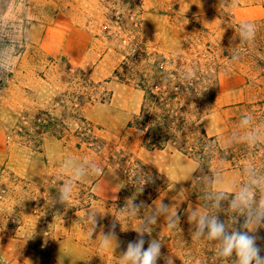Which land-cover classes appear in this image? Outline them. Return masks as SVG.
<instances>
[{
    "label": "rangeland",
    "instance_id": "1",
    "mask_svg": "<svg viewBox=\"0 0 264 264\" xmlns=\"http://www.w3.org/2000/svg\"><path fill=\"white\" fill-rule=\"evenodd\" d=\"M244 22L256 27L247 43L239 36ZM145 51L182 69H205L218 90L204 119L207 133L227 148L256 131L263 145L252 159L264 176V0H0V264H119L160 202L180 220L169 229L167 214L158 213L145 249L155 239L162 243L157 264L166 256L200 264L185 249L194 230L187 217L205 211L188 196L198 163L171 146L145 148L128 127L144 92L115 71L125 57ZM244 116L251 120L242 127ZM91 130L105 141L99 149L82 140ZM119 150L168 183L135 216L124 210V182L109 165ZM88 161L103 174L72 181L74 168ZM245 169L215 175L214 190L237 191L248 180ZM69 182L70 195L60 203ZM89 211L98 219L92 238ZM113 222L117 246L101 247Z\"/></svg>",
    "mask_w": 264,
    "mask_h": 264
},
{
    "label": "trees",
    "instance_id": "2",
    "mask_svg": "<svg viewBox=\"0 0 264 264\" xmlns=\"http://www.w3.org/2000/svg\"><path fill=\"white\" fill-rule=\"evenodd\" d=\"M193 63L198 65V61ZM115 75L122 82L134 85L144 92L141 109L128 125L142 135L143 146L149 150H163L171 146L193 158L199 167L190 187L189 200L199 204L205 212L217 215L229 231L241 228L244 217L232 212L230 197L221 201L219 207L215 206L217 191L214 190L212 181L215 175L224 170H244L248 162L256 173L259 172L255 166L257 163L252 158L257 154V147H261L263 143L258 142L256 146H252L245 141L224 148L216 136H209L204 119L214 110L218 90H213L205 69H182L157 52L145 51L125 57ZM80 79L85 81L82 77ZM256 116L262 114L258 112ZM82 140H86L84 142L95 149L105 143L93 130ZM80 146L81 143L78 144L79 148ZM109 163L124 182L121 192L124 197L122 203L126 204L123 205L124 208L131 202L150 205L168 188L167 180L161 173L124 150L115 151ZM140 213L143 214V211L140 210ZM255 234L261 255L264 256V227L259 228ZM185 242V249L200 264L232 263L231 259L224 260L218 256L217 241L204 238L197 241L187 237Z\"/></svg>",
    "mask_w": 264,
    "mask_h": 264
},
{
    "label": "clouds",
    "instance_id": "3",
    "mask_svg": "<svg viewBox=\"0 0 264 264\" xmlns=\"http://www.w3.org/2000/svg\"><path fill=\"white\" fill-rule=\"evenodd\" d=\"M256 27L254 23L244 22L240 25L239 36L241 42L247 43L254 39ZM188 79H191L189 75ZM251 117L244 116L241 118V126L249 125ZM244 141L254 146L260 142L259 134L253 131L244 136ZM71 162H66L65 169L70 168ZM248 176L246 183H242L239 189L233 193H227L224 190H218L215 196V206L219 207L220 202L230 197L229 206L233 213L244 217L241 228H233L228 230L226 224L221 221L217 215L210 214L205 211H192L187 217L188 221L194 225L192 231L193 240H201L219 242L217 254L224 260H232V264H264V256L261 255V248L257 245L258 237L256 231L264 227V176H258L251 167L245 169ZM103 174V169L96 163L88 161L86 165L75 167L73 171L72 181L81 180L86 175ZM216 181V178H213ZM222 182V181H221ZM72 188V182L62 186L60 195L57 199L60 203H66ZM142 191V188L141 190ZM259 192V195L257 193ZM143 207V203L136 204L131 202L124 210L129 216H135L136 209ZM169 206L160 202L159 207L153 210L137 230V240L127 243L126 251L119 257V264H157L162 256V243L158 240H150L145 249L144 235L150 232L149 225L157 219L158 213L167 214L166 224L169 229L178 225L180 216L178 213H169ZM87 218L90 219L92 228L89 237L92 238L95 227L98 224L97 212L89 211ZM116 224L110 226L108 233L102 236L101 247H108L114 242L117 246V237L115 234ZM165 264H174L171 256L164 257Z\"/></svg>",
    "mask_w": 264,
    "mask_h": 264
}]
</instances>
